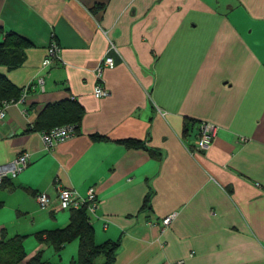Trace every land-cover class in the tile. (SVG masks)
<instances>
[{
	"label": "crops",
	"instance_id": "obj_1",
	"mask_svg": "<svg viewBox=\"0 0 264 264\" xmlns=\"http://www.w3.org/2000/svg\"><path fill=\"white\" fill-rule=\"evenodd\" d=\"M0 30L23 40L0 74L28 86L0 122V163L31 153L0 187V239L25 236L18 264L77 257L78 238L56 249L36 235L68 224L71 210L33 197L55 201L61 186L95 188L102 203L88 220L95 244L119 240L111 264H264V0H0ZM109 41L108 94L95 97ZM51 42L60 61L43 67ZM201 120L215 138L192 153ZM63 124L75 134L46 150L40 133ZM50 248L58 260L43 257Z\"/></svg>",
	"mask_w": 264,
	"mask_h": 264
},
{
	"label": "built area",
	"instance_id": "obj_2",
	"mask_svg": "<svg viewBox=\"0 0 264 264\" xmlns=\"http://www.w3.org/2000/svg\"><path fill=\"white\" fill-rule=\"evenodd\" d=\"M113 52H117L116 46L112 41H109L108 49L105 55L100 59L97 66L94 68L95 84L93 87V95L95 97H103L108 94V90L102 81V71L104 67L114 66L115 60L112 55ZM59 46L54 42H51L47 48L46 56L42 59L41 65L43 67L53 66L58 63L59 60ZM37 85L43 89L44 79L38 77L36 79ZM28 86L22 89L20 98L16 100L3 101L0 104V122L6 120V109L10 103H16L17 100H23L27 93ZM189 130V129H188ZM217 126L211 121L201 120L197 125V132L193 140L192 153H202L211 146L212 141L215 138ZM76 132V124H63L55 125L40 133L41 139L46 150H49L56 142L63 141ZM246 141L243 136L236 138L237 143ZM31 159V153L28 151H22L17 154L11 160L0 163V187L3 181L8 178H15L20 172H22L28 165ZM34 201L41 210L46 211H60V210H72L82 207L86 208L88 214H94L100 207L101 199L97 197L94 187H90L85 195L78 194L74 189L68 187H58L55 201H51L45 192H37L34 194ZM176 216V212H172L167 216H164L161 221V229L163 230L172 219ZM176 264H182L183 260L179 259Z\"/></svg>",
	"mask_w": 264,
	"mask_h": 264
},
{
	"label": "trees",
	"instance_id": "obj_3",
	"mask_svg": "<svg viewBox=\"0 0 264 264\" xmlns=\"http://www.w3.org/2000/svg\"><path fill=\"white\" fill-rule=\"evenodd\" d=\"M20 41L23 40L13 32H6L4 38L1 39L0 30V57H7L6 54L11 52L12 48H17V44ZM21 91L22 88L16 87L4 75L0 74V104L2 100H16ZM73 120L75 121V119ZM94 137L100 136L96 135ZM123 142L134 146L140 145V141L138 140L125 139ZM87 214L85 207L72 209L69 222L66 226L44 230L38 232L36 235L40 240L53 245L56 249H60L66 243L78 238V254L71 264H111L119 247V240L106 241L99 245L95 244L93 242V228ZM43 233L45 234V238H42ZM24 237L23 235H14L7 239H4V237L0 239V264H18L25 258ZM100 255L104 256V260L101 263H96V259ZM41 257V253L38 252L26 264H44L45 261Z\"/></svg>",
	"mask_w": 264,
	"mask_h": 264
},
{
	"label": "rangeland",
	"instance_id": "obj_4",
	"mask_svg": "<svg viewBox=\"0 0 264 264\" xmlns=\"http://www.w3.org/2000/svg\"><path fill=\"white\" fill-rule=\"evenodd\" d=\"M2 102H3V100H2ZM71 244H74V243H69V244L67 245L66 249L63 251V253L60 252V258L62 257V255H64L65 258L70 259V258H69V257H70V254L68 255V250H69ZM75 255H76V254H75ZM43 257H44L45 259H49V260H51V261H56V260H58V255H56V254L54 253V251H53L52 248L45 250V252H44V254H43ZM68 261H69V260H68Z\"/></svg>",
	"mask_w": 264,
	"mask_h": 264
}]
</instances>
